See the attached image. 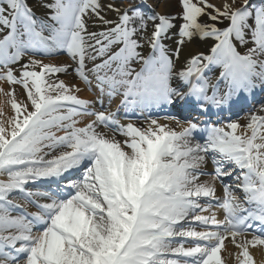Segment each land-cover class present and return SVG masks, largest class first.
Here are the masks:
<instances>
[{
    "label": "snow or ice",
    "instance_id": "6c2138e0",
    "mask_svg": "<svg viewBox=\"0 0 264 264\" xmlns=\"http://www.w3.org/2000/svg\"><path fill=\"white\" fill-rule=\"evenodd\" d=\"M0 97V264H257L264 0H0Z\"/></svg>",
    "mask_w": 264,
    "mask_h": 264
},
{
    "label": "bare ground",
    "instance_id": "6f19581e",
    "mask_svg": "<svg viewBox=\"0 0 264 264\" xmlns=\"http://www.w3.org/2000/svg\"><path fill=\"white\" fill-rule=\"evenodd\" d=\"M213 2L220 3V0H213ZM53 60H55V59H53ZM64 79L66 80L67 78H64ZM5 88H7V87L5 86ZM18 94H21L20 91H18ZM83 95L84 96H89L90 94L83 93ZM2 99H3V97H0V100H2ZM5 110L6 111H10V109H8V108H6ZM211 179L212 178L209 177V178H203L201 180L204 181V180H211ZM226 245H227V241H226ZM228 247H229L230 250H234L232 246L228 245ZM253 255H254V257H255V259L257 261V264H261V262H264V248L253 249Z\"/></svg>",
    "mask_w": 264,
    "mask_h": 264
},
{
    "label": "rangeland",
    "instance_id": "374dc122",
    "mask_svg": "<svg viewBox=\"0 0 264 264\" xmlns=\"http://www.w3.org/2000/svg\"><path fill=\"white\" fill-rule=\"evenodd\" d=\"M57 62H67V63H69V60L66 59V60H64V61H57Z\"/></svg>",
    "mask_w": 264,
    "mask_h": 264
}]
</instances>
